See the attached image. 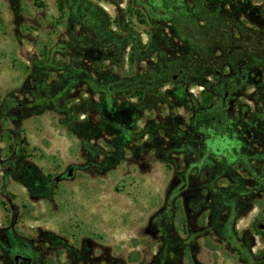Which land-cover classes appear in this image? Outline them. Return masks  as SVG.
Segmentation results:
<instances>
[{"label": "rangeland", "instance_id": "374dc122", "mask_svg": "<svg viewBox=\"0 0 264 264\" xmlns=\"http://www.w3.org/2000/svg\"><path fill=\"white\" fill-rule=\"evenodd\" d=\"M259 224L264 0H0V264H264Z\"/></svg>", "mask_w": 264, "mask_h": 264}, {"label": "trees", "instance_id": "16d2710c", "mask_svg": "<svg viewBox=\"0 0 264 264\" xmlns=\"http://www.w3.org/2000/svg\"><path fill=\"white\" fill-rule=\"evenodd\" d=\"M211 135V139L208 140V144L213 147V150L216 152V153H219L222 151L223 148H226V149H229L230 146L232 145V143L230 144H227V142L223 139V137L217 135V134H214L213 132L210 133ZM232 148V146H231Z\"/></svg>", "mask_w": 264, "mask_h": 264}, {"label": "flooded vegetation", "instance_id": "af4514ba", "mask_svg": "<svg viewBox=\"0 0 264 264\" xmlns=\"http://www.w3.org/2000/svg\"><path fill=\"white\" fill-rule=\"evenodd\" d=\"M143 83L146 84V85H147V84H150V82H147V81H145V82H143ZM226 95H227V93L224 94V96H226ZM231 146H232V145H231ZM231 146H230L229 150H231ZM18 257H19V258H18L16 261H15L14 258H13V260H14V264H17L18 261H24L26 264H31L29 258H27V257H23V256H18ZM21 258L28 259L29 262H26L25 260H22Z\"/></svg>", "mask_w": 264, "mask_h": 264}, {"label": "water", "instance_id": "95a60500", "mask_svg": "<svg viewBox=\"0 0 264 264\" xmlns=\"http://www.w3.org/2000/svg\"><path fill=\"white\" fill-rule=\"evenodd\" d=\"M258 229L264 231V224H259L258 225ZM19 257L18 256H14V260L16 261ZM22 260H25L26 262H29L28 259H25V258H21Z\"/></svg>", "mask_w": 264, "mask_h": 264}]
</instances>
